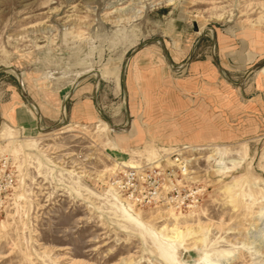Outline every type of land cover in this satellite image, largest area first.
Here are the masks:
<instances>
[{
  "label": "rangeland",
  "instance_id": "1",
  "mask_svg": "<svg viewBox=\"0 0 264 264\" xmlns=\"http://www.w3.org/2000/svg\"><path fill=\"white\" fill-rule=\"evenodd\" d=\"M174 153L196 209L123 201ZM0 168V264H264V0H0Z\"/></svg>",
  "mask_w": 264,
  "mask_h": 264
},
{
  "label": "built area",
  "instance_id": "2",
  "mask_svg": "<svg viewBox=\"0 0 264 264\" xmlns=\"http://www.w3.org/2000/svg\"><path fill=\"white\" fill-rule=\"evenodd\" d=\"M171 158V165L160 160L144 167H126L117 177L115 189L138 207L173 209L179 213L193 211L199 206L201 189L194 186L190 177L189 161L175 153ZM2 172L0 168V179ZM3 177L7 184L0 186V215L2 196L15 186L11 174Z\"/></svg>",
  "mask_w": 264,
  "mask_h": 264
},
{
  "label": "bare ground",
  "instance_id": "3",
  "mask_svg": "<svg viewBox=\"0 0 264 264\" xmlns=\"http://www.w3.org/2000/svg\"><path fill=\"white\" fill-rule=\"evenodd\" d=\"M33 107L36 109V111H37V114H38V116H40V111H39V109H38V107H37V105L34 103L33 104ZM63 114V113H62ZM130 125V124H129ZM128 125V126H129ZM68 125H66V126H63L62 128H65V127H67ZM111 127V126H110ZM62 128H60V129H62ZM42 130V129H41ZM54 129H51V130H44V131H41V132H43V133H48V132H51V131H53ZM57 130H59V129H57ZM154 163H156V162H154ZM153 164V163H152ZM133 167V166H132ZM131 167V168H132ZM115 185H113V187H114ZM114 191H115V189H114ZM123 201H126V202H129V201H127V199H123ZM129 203H131V202H129ZM133 204V203H132ZM171 210H173V209H171ZM125 211V210H124ZM174 211V210H173ZM125 214H126V216L129 218V219H132V220H134L135 222H136V219L134 218V217H132L130 214H127V212H124ZM170 214V213H169ZM171 229V228H170ZM179 229V228H178ZM176 232V231H175ZM174 233V232H173ZM180 235V232H176V233H174L173 235H170L169 237H168V239L169 240H171V241H175V239H177L178 238V236ZM154 244V243H153ZM166 251H168V250H166ZM163 256V255H162Z\"/></svg>",
  "mask_w": 264,
  "mask_h": 264
},
{
  "label": "water",
  "instance_id": "4",
  "mask_svg": "<svg viewBox=\"0 0 264 264\" xmlns=\"http://www.w3.org/2000/svg\"><path fill=\"white\" fill-rule=\"evenodd\" d=\"M39 119H40V116H38L37 121H39ZM66 125H67V122L64 120L63 123H62L61 125H58L57 127H55L54 130L60 129V128H62L63 126H66ZM38 126H39V124H38ZM39 129H40V128H39ZM40 130H41V129H40Z\"/></svg>",
  "mask_w": 264,
  "mask_h": 264
},
{
  "label": "crops",
  "instance_id": "5",
  "mask_svg": "<svg viewBox=\"0 0 264 264\" xmlns=\"http://www.w3.org/2000/svg\"><path fill=\"white\" fill-rule=\"evenodd\" d=\"M141 82H144L145 84L148 85V82H150V81H141ZM142 84H143V83H142ZM107 125H108V124H107ZM131 126H132V125H131ZM131 126L129 127V129H131ZM108 127H109V128H112V127H110L109 125H108ZM112 129H113V128H112ZM129 129L126 128V129H124L123 131H119V132H122V133L124 132V133H125V132H128ZM40 131H44V130H40Z\"/></svg>",
  "mask_w": 264,
  "mask_h": 264
}]
</instances>
